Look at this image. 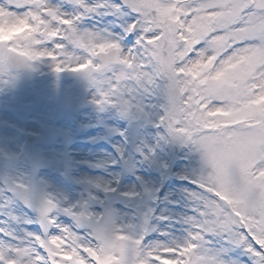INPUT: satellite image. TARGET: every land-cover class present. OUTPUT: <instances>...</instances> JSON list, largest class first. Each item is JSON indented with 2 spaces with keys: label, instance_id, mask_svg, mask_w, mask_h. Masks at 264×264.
<instances>
[{
  "label": "rangeland",
  "instance_id": "374dc122",
  "mask_svg": "<svg viewBox=\"0 0 264 264\" xmlns=\"http://www.w3.org/2000/svg\"><path fill=\"white\" fill-rule=\"evenodd\" d=\"M148 1L0 0V264H264V0Z\"/></svg>",
  "mask_w": 264,
  "mask_h": 264
},
{
  "label": "water",
  "instance_id": "95a60500",
  "mask_svg": "<svg viewBox=\"0 0 264 264\" xmlns=\"http://www.w3.org/2000/svg\"><path fill=\"white\" fill-rule=\"evenodd\" d=\"M125 3L130 4V0H123ZM0 50H4L5 56L7 61L16 69H25L26 64L29 62L28 59L24 58L23 56L17 55L9 50L6 49L5 44L0 43ZM104 65H107L109 63H115L117 60V51L111 50L108 53H101L98 57ZM33 138L31 139V142H33ZM117 264V263H112Z\"/></svg>",
  "mask_w": 264,
  "mask_h": 264
},
{
  "label": "bare ground",
  "instance_id": "6f19581e",
  "mask_svg": "<svg viewBox=\"0 0 264 264\" xmlns=\"http://www.w3.org/2000/svg\"><path fill=\"white\" fill-rule=\"evenodd\" d=\"M46 40H49V41H64V37L61 36V35H58V36L51 35V36H48V38ZM119 44L122 47L125 46V43L123 41H120ZM25 93H26V91H25ZM25 95H27V93ZM177 188H183V186L182 185H177ZM154 236H156V237H162V233H155Z\"/></svg>",
  "mask_w": 264,
  "mask_h": 264
}]
</instances>
